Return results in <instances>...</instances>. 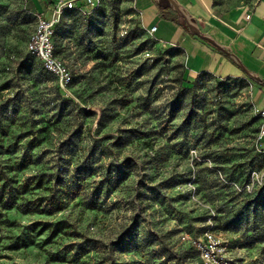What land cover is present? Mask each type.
<instances>
[{"label": "rangeland", "instance_id": "rangeland-1", "mask_svg": "<svg viewBox=\"0 0 264 264\" xmlns=\"http://www.w3.org/2000/svg\"><path fill=\"white\" fill-rule=\"evenodd\" d=\"M39 15L0 0V185L16 195L0 205V264H203L192 241L208 229L232 264H264L257 83L190 75L132 0H96L55 27L62 87L26 48ZM58 221L70 226L39 233Z\"/></svg>", "mask_w": 264, "mask_h": 264}, {"label": "crops", "instance_id": "crops-1", "mask_svg": "<svg viewBox=\"0 0 264 264\" xmlns=\"http://www.w3.org/2000/svg\"><path fill=\"white\" fill-rule=\"evenodd\" d=\"M55 1L32 0L37 12L47 18L51 16ZM164 1L188 20L196 21L204 32L228 47L252 70L264 73V0L227 10L221 9L214 0ZM132 4L146 30L156 26L153 35L159 42L182 49L190 75L209 72L229 77L245 73L227 54L165 16L155 0H132ZM256 83L257 107L264 109V86Z\"/></svg>", "mask_w": 264, "mask_h": 264}, {"label": "built area", "instance_id": "built-area-1", "mask_svg": "<svg viewBox=\"0 0 264 264\" xmlns=\"http://www.w3.org/2000/svg\"><path fill=\"white\" fill-rule=\"evenodd\" d=\"M96 0H56L54 2L51 16L49 18L39 15L35 29L30 35L27 42V49L37 56L44 68L53 74L64 87L70 80V71L54 53L52 35L54 25L60 20L65 10L76 9L84 10L89 5H95ZM248 18L249 15H246ZM156 26L149 28L147 31L153 34ZM261 117V125L257 133V139L260 146L264 149V110H258ZM188 236H184L185 239ZM226 242L214 230H206L200 238L194 239L192 244L197 250L203 264H232L226 250Z\"/></svg>", "mask_w": 264, "mask_h": 264}, {"label": "water", "instance_id": "water-1", "mask_svg": "<svg viewBox=\"0 0 264 264\" xmlns=\"http://www.w3.org/2000/svg\"><path fill=\"white\" fill-rule=\"evenodd\" d=\"M159 9L165 16L176 21L178 24L186 28L194 36L200 38L201 40L209 43L216 49L227 54L231 59H233L243 71L255 82H264V73L256 72L252 70L247 64H245L234 52H232L228 47L221 44L213 36L204 32L199 26H197L193 21L188 20L181 13L171 9L164 0H155Z\"/></svg>", "mask_w": 264, "mask_h": 264}, {"label": "trees", "instance_id": "trees-1", "mask_svg": "<svg viewBox=\"0 0 264 264\" xmlns=\"http://www.w3.org/2000/svg\"><path fill=\"white\" fill-rule=\"evenodd\" d=\"M68 10H70V9H68ZM65 11H67V10H65ZM58 22L54 25V31H53V35H52V42H53V45H54V53H55L56 56H57V54H56V48H55V44H54L53 37H54V33H55V27L58 24ZM26 48H27V44H26ZM27 51H28V49H27ZM28 52L31 53L30 51H28ZM30 70L31 69H29V71ZM48 73H50V72H48ZM51 75H53V74H51ZM258 83H260V84H262L264 86V83L263 82H258ZM15 202H16V195L13 194L12 189H11V186H9V184H8V181L7 180H4L3 183L0 185V205H1V207L3 209H10V208H12L15 205ZM47 207L49 209L48 210L49 211L48 213H50V214L51 213H56V212L60 211L63 208V202L61 201L60 198H57L56 200H53V201L49 202L47 204ZM37 210L39 212H42L43 211V208H40V204H39V206H34V208H31L28 211H37ZM69 226H70V224L68 222H66V221H58V222L53 223V224H51V223H45V224H43L42 228L39 230L40 231L39 233H42L43 231H48L47 239L51 240L52 238H54L55 236H57L65 228H67ZM32 227L34 229H36V226L33 225ZM213 229L216 230V228H213ZM27 244H28V242H22V244H18L17 246H15V249L16 248H19V247H22V246H26ZM192 248H193V246H192ZM194 250L196 251V254L199 257V254H198L197 250L195 248H194Z\"/></svg>", "mask_w": 264, "mask_h": 264}, {"label": "bare ground", "instance_id": "bare-ground-1", "mask_svg": "<svg viewBox=\"0 0 264 264\" xmlns=\"http://www.w3.org/2000/svg\"><path fill=\"white\" fill-rule=\"evenodd\" d=\"M197 26H198V24L196 23V21H193Z\"/></svg>", "mask_w": 264, "mask_h": 264}]
</instances>
